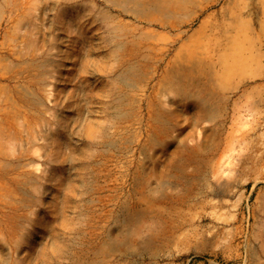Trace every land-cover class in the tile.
Instances as JSON below:
<instances>
[{
	"label": "rangeland",
	"instance_id": "rangeland-1",
	"mask_svg": "<svg viewBox=\"0 0 264 264\" xmlns=\"http://www.w3.org/2000/svg\"><path fill=\"white\" fill-rule=\"evenodd\" d=\"M197 2L173 18L147 11L150 25L121 17L151 49L141 80L122 89L120 118L104 111L109 98L79 104L90 96L81 80L97 89L109 75L61 67L37 84L23 64L53 41L46 15L61 0H0V264H30L34 244L49 240L39 233L43 222L63 233V215L73 228L67 264H264V0ZM89 29L96 40L86 44L107 47L102 27ZM115 60H105L108 68ZM85 114L102 129L93 142L64 121ZM67 131L73 146L61 148ZM215 172L233 184L228 194L213 192Z\"/></svg>",
	"mask_w": 264,
	"mask_h": 264
},
{
	"label": "bare ground",
	"instance_id": "bare-ground-1",
	"mask_svg": "<svg viewBox=\"0 0 264 264\" xmlns=\"http://www.w3.org/2000/svg\"><path fill=\"white\" fill-rule=\"evenodd\" d=\"M103 1L108 6L119 8L121 13L112 14L109 7H106V9L99 5L96 6L95 4L92 6V8H88L87 3L82 0H61L62 4L56 10L55 15L52 16L50 14L49 16V13L46 15L51 34L50 37L53 41L49 44V46L46 47L45 51L38 54V56L35 55L31 59L24 60L23 64H25V66H27V68L31 71H34L33 74L37 84H45L50 77L54 76V74L50 75V72L53 71L55 74H59V68L61 67L66 68L69 73L78 74L84 78H88L87 75L91 74L92 72H99L104 75H109L111 79L105 83L100 81L97 89H89L91 86L87 85L86 80H81V88L83 89L89 87L86 89H88V93L90 92V96L86 97V95L83 94L79 100V104L81 107H84L88 104H91L95 97L100 99L106 97L109 98V102L107 103V108H103L104 111L106 113H110L112 110L115 116L122 118L124 113V109H122V107L125 105L127 100L122 89L123 87L131 89L136 85L138 80H141L143 74L141 71L139 72L138 67H144V63L146 64L144 60L147 59V50H150L151 48L150 46H139V42L142 40L143 36L138 35L136 31L137 28H139L138 25H136L134 28H129L128 24L125 23L121 17L123 15H131L137 19L142 18L145 19L146 23L150 25L153 23V20L145 17L147 11L161 13L164 18H173L176 16L174 13L175 9L184 10L187 6H196L198 2L197 0ZM198 7L199 11L203 10V6L198 5ZM93 8L96 9V12L92 16L91 10H93ZM255 12L257 15L259 13V9L256 8ZM1 16L2 12L0 4V19ZM79 17L83 18V20H89L86 24H84V22H81V20L78 19ZM93 24H98L99 29L100 26L102 27L103 30L101 35L102 39L108 44L107 47H101L97 44L95 46L86 44L90 40H96V38H94L92 29H89V26ZM258 26L259 30H262L261 22L258 23ZM249 32H254V29L252 31L249 30ZM252 35L254 34L252 33ZM234 43L235 42L233 41L230 43L228 47L229 51L235 45ZM83 44H86V46H81ZM89 47L92 49L90 51L92 53L89 55L83 54V51H86ZM124 48L128 50V53L124 57H117L118 52L124 50ZM97 54L101 55V60L93 61L95 55ZM56 57H60V59H56ZM111 57L116 59V65L113 66V69L108 68L105 63V60ZM55 60L57 61L56 64H54ZM220 64L222 65V61ZM222 66H224V64ZM26 95L27 92H25V97ZM28 97H30V92L28 93ZM31 97L35 103L40 102L36 95ZM75 97H77L76 94L73 95V98ZM86 120V114L83 115V117L73 118L72 120H69L67 117L64 119L65 122L71 124L73 133L75 132L82 134L83 136H86L88 139H90V142H93L96 131L102 129L100 127L97 129L96 125H88L85 123ZM58 128L57 131L60 135L62 133L58 130ZM70 134L72 133L68 132L66 134L69 136V138L66 135H64L62 139L59 137V140L56 141V144L61 148L72 147L73 144L70 139ZM77 158L78 152H76V150L73 148L67 159L73 164ZM15 166V168H20L22 164L18 163ZM167 170L168 168L166 166H158L156 168L158 173ZM61 184L70 192L74 191L73 186H71V181L64 179L61 181ZM231 187H233V184L229 180L224 179L222 176H219L218 172H215L213 192L218 195H223L225 193L228 194L229 190L232 189ZM130 204L132 207H137L138 202L134 201ZM61 218L62 224L66 226L64 227L65 232L63 233L52 228L50 223L43 222V229L41 228L42 230H40L39 233L41 236L49 238V240L47 244L40 243L39 240H36L37 244L34 245L39 248V252L35 254V256H31L29 261L33 263L39 262L40 264H48L47 259L50 255L51 259L54 260V264H67L70 262L74 254L69 253L70 256L68 255L67 251L70 241H65V237L72 232L73 228L72 225L68 223V219L66 217L64 218V215L61 216ZM92 220L93 223H99V219L95 215L92 217ZM24 234L25 236H31L32 232H29L28 230ZM19 245L20 244H17V259H19L21 254L19 251ZM20 261L21 260H19L17 263L19 264ZM31 262L29 263L32 264Z\"/></svg>",
	"mask_w": 264,
	"mask_h": 264
}]
</instances>
